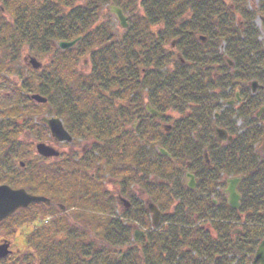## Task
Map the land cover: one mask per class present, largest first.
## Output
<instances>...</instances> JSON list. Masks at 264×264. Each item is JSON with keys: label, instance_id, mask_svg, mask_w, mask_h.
<instances>
[{"label": "trees", "instance_id": "16d2710c", "mask_svg": "<svg viewBox=\"0 0 264 264\" xmlns=\"http://www.w3.org/2000/svg\"><path fill=\"white\" fill-rule=\"evenodd\" d=\"M3 1L12 20L6 24L12 29H5L6 36L14 33L17 42L50 59L36 78L13 86L14 102L1 109L5 121L0 125V183L46 197L51 207L81 205L71 217L67 213L60 217L43 204H32L0 222V232L9 237L38 216L51 217L26 235L24 244L32 250L27 264H251L264 237V156L257 150L264 132L249 122L250 115L264 106V46L254 24L258 14L264 15V0L259 1L258 14L250 9L252 0ZM108 1L132 13L131 23L120 34L97 24ZM76 39L70 49L54 48L57 42ZM170 40L177 42L180 60L188 66H179L169 47L165 50ZM82 59L90 70L77 74ZM0 69L8 71L5 59ZM213 77L226 83L229 91L244 94L243 107L224 111L221 124L232 125L231 117L244 121L242 132L234 125L227 127L233 139L225 145L211 135V118L226 98L213 96ZM252 81L260 85V94L249 93ZM55 89L60 100L54 103L55 112L64 109L58 116L66 129L76 141L94 140L92 150L83 155L85 162L59 156L43 171L37 164L13 170L12 161L25 155L13 127L18 118L26 117L25 125L32 122L28 128L41 141L45 129L32 120L52 114ZM17 92L40 94L47 103L25 108V101L33 103ZM146 104L165 120L168 111H191L168 130H156L155 118L145 113ZM186 161L196 175L194 191L173 184ZM97 162L101 163L97 171L90 174ZM81 169L83 175L76 176ZM14 171L19 173L16 178ZM106 176L121 178L119 192L131 201L132 208L122 217L109 204ZM222 177H242L237 211L211 203L223 185ZM130 186L144 190L162 213L159 229H150L149 214ZM176 199L177 210L169 212ZM220 200L224 204L222 196ZM162 221L167 225L163 227ZM134 224L148 231L138 243L132 240ZM9 258L0 264H22Z\"/></svg>", "mask_w": 264, "mask_h": 264}, {"label": "rangeland", "instance_id": "374dc122", "mask_svg": "<svg viewBox=\"0 0 264 264\" xmlns=\"http://www.w3.org/2000/svg\"><path fill=\"white\" fill-rule=\"evenodd\" d=\"M259 1L260 0H252V7L250 6V9L255 10L256 14H258L257 12H258ZM110 2L111 1H108L104 5L102 13H99L97 24H102V25L108 26L113 32L120 34L121 31H124L127 28L126 29L122 28L119 21H118V18L116 17V15L110 11L111 7H113V4ZM4 6H6L4 4V1L0 0V25L3 24L5 26V27H0V51L6 52L5 54H3V56H2V53L0 52V61H2V60L4 61V59H5V62L8 65V71L7 72L3 73V71L0 69V75H3V77L5 78V79H1V76H0V114L2 112L1 109L3 107L6 108V106H9L10 104H12L14 102L13 101L14 100V95H13L14 92L12 90L13 86L16 84H21L23 79H26V78L30 79L32 77L36 78L39 71L42 69L41 67L38 69L34 68L32 63L30 62L31 58H35L36 61L38 63H41V64H46L47 62H49V59H50V57L48 55L44 56L43 58H40V56L36 55V52H34V53L32 52V50H34L35 48H30L25 43H21L22 41L20 43L17 42L14 39V33H13L12 37L6 36V34H5L6 28L9 29V32L12 31V29L10 27H6V24H9L12 20L10 19L11 18L10 14H9L10 11L6 10V8ZM115 7L117 9L119 8L123 11V14L125 16V22H127L129 25L131 23V16H132L131 11H129V10L125 11V9H123L122 7H118V6H115ZM135 10L140 12L137 7H135ZM259 15H261V14H259ZM5 20H7L9 22H7ZM254 24L257 27V30H259L258 32H260L258 40L263 42L264 41V32L261 30L262 22L260 19L259 20L257 19V16L254 19ZM3 29H4V31H3ZM17 33L20 34V32H17ZM20 35H22V34H20ZM57 43L54 45V48L55 47L58 48ZM171 43H172V40H170L166 44L165 50L167 51V48L169 47L168 49L171 50L170 53H173L174 60L179 63L178 64L179 66H181V67L188 66L187 62L184 61L182 63L181 61L178 60L177 56L180 53H179V50L177 49L178 48L177 42H175L174 44H171ZM263 46H264V44H263ZM227 60H228V58L226 57L225 61H227ZM172 69H173V71H175L173 67H172ZM89 70H90V64L85 62L84 59L80 60L77 63V66H76L77 74H81L82 72L86 73ZM209 74H210L209 76L212 77L214 75V71H211ZM214 80H215V85H213V86L211 85L212 86L211 91H213V96L218 97V96L223 95L226 98L221 101L222 107L220 109L216 110L215 115L212 116V118H211L212 122L210 124V129H213L214 127L221 128L222 118L225 117L224 111H232L233 112L235 110V108L238 110V105H235L236 98H234L235 92H238V91H235V92L229 91L226 83H217V80L215 78H214ZM17 93L19 94V98H22V96H26V97L28 96L29 101L33 103V105H31V104L29 105L27 103L28 100L25 101L24 102V104L26 105L25 108H33L35 106H39L41 104L45 105L47 103L46 97H44L40 94H37V93H35V94L26 93L25 94L24 92H17ZM227 93H229V94H227ZM58 94H59V92L56 89L51 92V98L53 99V105L51 107L52 114H48V115L44 114L40 117L33 118V120H32L34 124L39 123L40 126L45 129V136L40 135L41 141L37 140L35 138L34 132L28 128V125L29 124L32 125V122L28 123L26 126L25 125L26 117H21L20 119L18 118V121L16 123V124H18V126L13 127V129L15 130V131L13 130L14 131L13 134H16V138H17L16 142L22 143V146H23L22 148H23L25 155H24V158H22V159L17 158L15 161H12V167L11 168H13V170H17V169L19 170L20 168L22 169L27 164H30L32 166L37 164L38 165L37 169L43 171V170L47 169L49 166H51L53 163H56V159H54V157H49V158L40 157L41 155H39L35 149V145L38 142L45 144V145H47L53 149L58 150L61 158H64V159H65V157L68 159L71 158V159H74L75 161H82L84 158L83 155L86 154V156H87L89 154L88 150H92V147L95 143L94 140L87 139V140L76 141L74 139V136H72L69 133V131L66 129L62 118H60L58 116L64 109H61L60 111L55 112L57 109L55 104L58 105L60 103V100L57 99V97H59ZM34 95H38L42 98H45L46 99L45 103H39V102L33 100L32 98H30L31 96H34ZM227 100L228 101H234V104L231 106L225 107L224 103ZM21 101L23 102V100H21ZM148 106H149L148 104L145 105L146 115H150V116L154 117L147 110ZM23 107L24 106H21V108H23ZM190 111L191 110H189V109H185L183 114L179 113V112H174L172 110L168 111L167 117L169 118V120L157 119L154 117L155 121H154V123H152V127H154L156 130H159V129L163 130V126H170L173 122L180 121V120L184 119V115L189 114ZM3 117L4 116H2V117L0 116V125L3 121H5ZM46 117L58 119L60 121L63 129L71 137V141H69V142L64 141V140L58 141L55 138H53L51 133H50V130L43 123H40V120L43 118H46ZM230 120H231L230 122L232 124V125H230V127L234 125L233 127H235V129L237 131H239V132L243 131L244 123L240 117L239 118L231 117ZM225 126H226V124H225ZM17 127L19 128V130H17ZM128 128H129V126H128ZM133 128L134 129L136 128V123L133 124ZM211 135H212V137L214 136L213 131H211ZM1 137H3V135ZM73 139L75 142L73 141ZM157 147H158V145L155 146V149H157ZM257 150L260 152V145L258 146ZM93 151L95 152V154H94V156H95L97 154V151L96 150H93ZM150 152H152V151H150ZM1 158H2V154L0 155V159ZM85 161H86V159H85ZM20 163H22V164L20 165ZM98 164L100 165L101 163L97 162L95 168L88 170V171H90V174L97 171V165ZM186 165H187V161L185 162V166L182 169L180 177L179 178H176V177L173 178V184H176V186L186 184L187 180H185L184 175H185V172L189 171L188 168L186 167ZM75 174H76V176L81 177V175H83L82 169H81V171H75ZM17 176H19V173L14 171V173L12 174V177L16 178ZM222 178H223L222 180L226 179V177H222ZM120 179L121 178H116V177L110 178L109 176H106L104 178V185H105V188L109 191V193H108L109 194L108 196L110 197L109 204L112 203L113 208H114L113 211H114L115 215L122 217L123 212L120 211L119 207L116 204L117 201H116V194H115V191L116 192L119 191L118 181H120ZM151 180H155V179L151 178ZM155 181L157 182V180H155ZM1 185H6V184L0 183V186ZM12 188L17 189L15 187H12ZM18 188H20V187H18ZM184 188H186V187L184 186ZM130 189L132 191H134L135 195L138 197V203L145 202L146 196L145 197L141 196V194H140L141 190L139 188H137L136 186H130ZM120 190H121V188H120ZM174 201H175V203L171 206V209L169 210V212H171V211L175 212L173 210H177L178 201H177V199ZM43 205H45V204H43ZM51 205L52 204L45 205V207H49V209H50L49 212H52L53 215L60 216V217H62L61 215L66 214V213H67L66 215H69L68 217H71L70 213L76 209H80L79 206H81L78 203L73 204L71 206H68L65 204L64 205L65 207L62 205L56 204V203H54V205L52 207H51ZM70 207H72V208H70ZM142 208L145 209L144 204H142ZM66 209H68V212ZM85 210L89 211V209H85ZM85 214L89 215V213H85ZM164 217L165 216H163V218ZM50 219H51V217L41 218L40 216H38V218L35 220L34 223H28L27 225L19 228L13 235H11L9 237L6 236L5 234H3L2 232H0V239H2V238L8 239V241L10 242L9 250L11 251V253H10L11 258H9V259H12L13 261L18 260V262L21 261L22 264H27L26 259L28 258L29 254L30 255L32 254V250L31 251L28 250V248L24 244V240H25L26 235L29 234V232L32 231L35 227H37V225H39L41 223L46 224L47 222L52 220V219L51 220ZM149 220H151V219L149 218ZM161 220H162V218H161ZM161 220H160V222H161ZM195 221H197V220H195ZM127 223H130V222H127ZM159 224L161 225V223H159ZM201 224H203V222H200V225ZM160 225H159V227H160ZM165 225H167V224L163 223V221H162V226L164 227ZM204 225L206 227H208L206 225V223H204ZM159 227L155 228V229H159ZM244 227H248V225L244 224ZM133 229H138L140 231H143V232H145V234L148 233L147 230L141 229V227L139 225L136 226L134 224L132 230ZM155 229H153V230H155ZM94 233L95 232H92V236ZM210 236H211V238H214L215 234H213L210 231ZM58 237L62 238L61 235H59Z\"/></svg>", "mask_w": 264, "mask_h": 264}, {"label": "water", "instance_id": "95a60500", "mask_svg": "<svg viewBox=\"0 0 264 264\" xmlns=\"http://www.w3.org/2000/svg\"><path fill=\"white\" fill-rule=\"evenodd\" d=\"M110 11L116 15L121 27L126 28L127 25H126L125 17L122 11L115 7H111ZM261 20L263 21V24H264V19H261ZM77 42L78 40H75L72 42H60L58 43V47L61 50H66V49L73 47ZM30 62L32 63L33 67L36 69L41 67V64L36 62L34 58H31ZM255 88H256V84L254 83L253 89ZM31 98L39 103H45L46 101L44 98L38 95H34ZM147 110L153 116L160 119V115L154 110H152L149 106L147 107ZM40 122L43 123L50 130L52 137L55 138L56 140L58 141L64 140L68 142L71 141V137L63 129L58 119L46 117V118L41 119ZM216 136L218 140H222V138L226 136V133H224V131L217 130ZM35 149H36V152L42 157L49 158V157L59 156V153L56 150L42 143L36 144ZM161 153L163 155H167L164 151H161ZM187 178L190 179L189 187L193 188L194 182H193L192 176L187 175ZM239 182H240L239 178L228 179L226 181L227 189L225 192L228 194V206L234 210L239 208L240 196L238 195L236 191L237 185L239 184ZM34 203H43L45 205H49V200L44 197H37V196L30 195L23 189H12L7 185L0 186V221L4 220L5 218L13 214L16 210L20 208H26L29 205L34 204ZM122 203L125 208H128V203H126L125 201H122ZM148 210L153 214V226H156L158 224L160 213L152 205L148 206ZM137 234L138 233L135 232V236H134L135 239H137L136 237ZM8 247H9L8 242H4L2 245H0V258H4L5 256L9 254ZM252 264H264V238L258 245V248L252 260Z\"/></svg>", "mask_w": 264, "mask_h": 264}, {"label": "flooded vegetation", "instance_id": "af4514ba", "mask_svg": "<svg viewBox=\"0 0 264 264\" xmlns=\"http://www.w3.org/2000/svg\"><path fill=\"white\" fill-rule=\"evenodd\" d=\"M260 16H262V15H260ZM259 17V16H258ZM264 17V16H263ZM260 18V17H259ZM259 18H257L258 20H259ZM261 30L264 32V25H262L261 24ZM260 41V40H259ZM262 44H264V41L262 42V41H260ZM261 88V87H260ZM249 93L251 94V95H257V94H260L259 93V91H257L256 93L252 90L253 89V85H249ZM235 92V91H234ZM251 92H253L254 94H252ZM244 94H242V93H238V92H235V96H234V98H236V103H235V105H238V108H241V106L243 107V105H244V96H243ZM234 104V101H225V103H224V106L225 107H228V106H231V105H233ZM259 109H257L256 111H254V113L252 114V115H250V117H249V122L251 121V125H252V127H256V128H260V129H262V131L264 132V106L262 105V106H260V107H258ZM242 121H243V119H242ZM244 122V121H243ZM227 127H230V123H227L226 124V126H225V124L223 123L222 124V126H221V128H219V129H221L222 131H225L226 133H227V135L226 136H224L223 138H222V140H218V138H217V143H219V144H226V143H229V141H232V139H233V136L231 135V133L230 132H228V130H227ZM224 132V133H225ZM262 141H264V135H263V139H262ZM263 146L264 145H262V147H261V149H260V151L262 152V155L264 156V148H263ZM189 164L187 163V165L186 166H188ZM193 174V176H194V180H195V182H196V185L194 186V189H192V190H189V191H193V190H195L196 188H197V180H196V175L194 174V173H192ZM155 180H157L156 178H154ZM159 180H157V182H158ZM223 183V185H222V187H220V188H218V190H216V192H218L219 194L218 195H214L213 197H212V199H211V203H212V205L215 207V208H220L221 207V205L224 207V206H227L228 208H229V206H228V196H227V194H226V192H225V189H226V184L224 183V182H222ZM141 190V192H140V194H141V196H146V193H145V191L144 190H142V189H140ZM188 190V189H187ZM108 191V190H107ZM108 193H109V191H108ZM115 194H116V201H117V205H118V207H119V209L121 210V211H123V212H127V211H124L125 209H124V205H122V204H120L121 203V201H119L120 200V193H119V191H115ZM223 197L224 198V204H222L221 202V200H220V197ZM114 197V196H113ZM205 198H206V196H204ZM198 198H200L201 199V197H198ZM146 200V199H145ZM129 201V200H128ZM130 202V205H131V201H129ZM231 210H233V209H231ZM235 223V225L238 223V222H234ZM206 225L208 226L209 225V223H207V221H206ZM205 228H206V226H205ZM235 233V232H234ZM147 235V234H146ZM138 236H140V235H138ZM144 236H140V238H138V242L141 240H143L144 238H143ZM4 241V239L2 238V239H0V245L2 244V242Z\"/></svg>", "mask_w": 264, "mask_h": 264}]
</instances>
